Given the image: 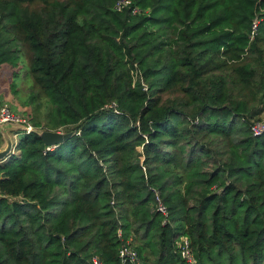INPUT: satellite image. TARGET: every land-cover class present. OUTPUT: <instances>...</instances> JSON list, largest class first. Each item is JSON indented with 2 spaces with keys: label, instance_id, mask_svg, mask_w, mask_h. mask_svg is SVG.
I'll use <instances>...</instances> for the list:
<instances>
[{
  "label": "trees",
  "instance_id": "16d2710c",
  "mask_svg": "<svg viewBox=\"0 0 264 264\" xmlns=\"http://www.w3.org/2000/svg\"><path fill=\"white\" fill-rule=\"evenodd\" d=\"M117 1L0 0V71L74 131L0 163V264H264V0Z\"/></svg>",
  "mask_w": 264,
  "mask_h": 264
},
{
  "label": "built area",
  "instance_id": "2783aa9c",
  "mask_svg": "<svg viewBox=\"0 0 264 264\" xmlns=\"http://www.w3.org/2000/svg\"><path fill=\"white\" fill-rule=\"evenodd\" d=\"M125 8H131L133 14H139L141 13V9L137 6L132 7V0H118L115 4V9L118 11H122ZM258 23L255 21L253 25V35L255 34L257 30ZM5 124H12L19 126L21 129L12 132L15 139L17 140V134L18 131H22L26 134H31L33 132L39 131L40 133L43 132L40 127H37L33 122V116L30 114H23L17 111H14L8 104H3L0 106V126H3ZM251 131L254 136H261L264 134V118H262L259 121H256L251 126ZM62 132V131H58ZM145 169V167H144ZM2 192L0 190V197H2ZM159 204V211L163 212L164 214H167L166 207L162 204L161 199L158 196ZM119 236H122V232L119 231ZM178 248L180 250V253L184 259L187 260L189 263H195L196 259L194 257V254L191 249L190 241L187 236H182L180 240L177 242ZM138 252L133 247V244L131 243V240H127L122 244V247L120 249V258L121 260L126 262H132L137 263L138 262ZM94 264H102L101 260L97 257H93Z\"/></svg>",
  "mask_w": 264,
  "mask_h": 264
},
{
  "label": "rangeland",
  "instance_id": "374dc122",
  "mask_svg": "<svg viewBox=\"0 0 264 264\" xmlns=\"http://www.w3.org/2000/svg\"><path fill=\"white\" fill-rule=\"evenodd\" d=\"M13 72L10 66L3 67L0 71V106L8 104L14 111L33 116L32 107L24 103L23 100H26L27 95L32 91L31 89L36 91L38 87L34 85L31 76L26 73V69L20 72V79L17 80V77L15 78V82L17 83L12 87L14 78ZM262 117L264 118V113ZM22 133V131H18L17 139ZM1 138L4 139L3 136ZM15 143L16 141L14 140V146ZM5 144L6 142L4 140V145ZM140 150H142V147Z\"/></svg>",
  "mask_w": 264,
  "mask_h": 264
},
{
  "label": "water",
  "instance_id": "95a60500",
  "mask_svg": "<svg viewBox=\"0 0 264 264\" xmlns=\"http://www.w3.org/2000/svg\"><path fill=\"white\" fill-rule=\"evenodd\" d=\"M20 129L21 128L19 126L12 124L0 126V133L6 142V144L0 148V163L6 160L14 152L15 146L11 133ZM40 135L47 146H56L69 140L74 135V131L58 132L53 130H44L40 133Z\"/></svg>",
  "mask_w": 264,
  "mask_h": 264
},
{
  "label": "crops",
  "instance_id": "0c3cea01",
  "mask_svg": "<svg viewBox=\"0 0 264 264\" xmlns=\"http://www.w3.org/2000/svg\"><path fill=\"white\" fill-rule=\"evenodd\" d=\"M12 134V136L14 137V135H13V133H11ZM14 139H15V137H14ZM18 140V139H17ZM17 140H15V141H17ZM4 145V139H3V143L0 145L1 147ZM0 147V148H1Z\"/></svg>",
  "mask_w": 264,
  "mask_h": 264
}]
</instances>
